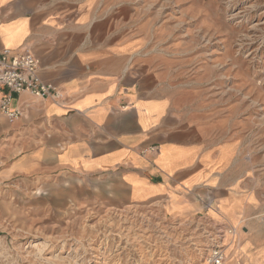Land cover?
<instances>
[{
	"label": "crops",
	"instance_id": "obj_1",
	"mask_svg": "<svg viewBox=\"0 0 264 264\" xmlns=\"http://www.w3.org/2000/svg\"><path fill=\"white\" fill-rule=\"evenodd\" d=\"M160 36L135 0H0V49L29 51L59 93H11L21 116L0 110V182L90 180L106 186L105 207L235 227L227 263L264 264L263 204L241 143L177 102Z\"/></svg>",
	"mask_w": 264,
	"mask_h": 264
},
{
	"label": "rangeland",
	"instance_id": "obj_2",
	"mask_svg": "<svg viewBox=\"0 0 264 264\" xmlns=\"http://www.w3.org/2000/svg\"><path fill=\"white\" fill-rule=\"evenodd\" d=\"M135 1L161 35L177 102L241 143L264 215V0ZM107 194L74 176L0 182V264H196L225 230L105 207Z\"/></svg>",
	"mask_w": 264,
	"mask_h": 264
},
{
	"label": "built area",
	"instance_id": "obj_3",
	"mask_svg": "<svg viewBox=\"0 0 264 264\" xmlns=\"http://www.w3.org/2000/svg\"><path fill=\"white\" fill-rule=\"evenodd\" d=\"M39 60L29 51L14 52L10 49H0V89H6L0 100V110L9 122L15 121L21 116L20 110L9 107L11 93H29L37 98L59 97V93L53 84L43 81L39 76ZM225 225L219 242L213 243L205 252L203 257L196 264H228L226 249L233 240L229 239L228 244L223 243L225 234L230 237L236 234V230Z\"/></svg>",
	"mask_w": 264,
	"mask_h": 264
},
{
	"label": "bare ground",
	"instance_id": "obj_4",
	"mask_svg": "<svg viewBox=\"0 0 264 264\" xmlns=\"http://www.w3.org/2000/svg\"><path fill=\"white\" fill-rule=\"evenodd\" d=\"M233 228L236 230L235 227H233ZM235 236H236V234H235L234 236H232V237H230L229 234H225V235H224V238L222 239V242H223V243H226L229 239L233 240Z\"/></svg>",
	"mask_w": 264,
	"mask_h": 264
}]
</instances>
